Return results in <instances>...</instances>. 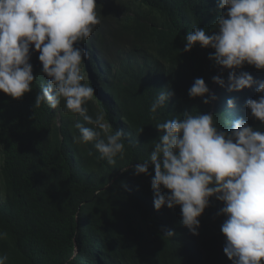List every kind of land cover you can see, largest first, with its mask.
<instances>
[{"label": "trees", "instance_id": "trees-1", "mask_svg": "<svg viewBox=\"0 0 264 264\" xmlns=\"http://www.w3.org/2000/svg\"><path fill=\"white\" fill-rule=\"evenodd\" d=\"M217 3L97 0L100 23L78 44L89 53L83 83L95 89L86 104L89 115L103 112L110 132L126 133L123 158L112 165L94 142L78 141L74 125L83 121L64 101L55 109L35 106L47 77L39 54L31 53L32 91L18 100L0 92V256H7L6 264H231L223 251L226 217L217 215L221 202L210 199L194 236L181 224L179 206L155 210L151 177L133 171L158 139L155 125L185 110L221 115V127L244 118L264 131L245 107L247 99H258L254 88L230 93L214 84L212 77L220 75L208 59L214 50L197 44L183 52L193 28L214 30ZM240 71L264 80V71L253 66ZM196 78L204 79L216 101L204 105L189 97ZM169 86L175 95L154 117L156 90ZM163 229L175 235L166 237Z\"/></svg>", "mask_w": 264, "mask_h": 264}, {"label": "clouds", "instance_id": "clouds-1", "mask_svg": "<svg viewBox=\"0 0 264 264\" xmlns=\"http://www.w3.org/2000/svg\"><path fill=\"white\" fill-rule=\"evenodd\" d=\"M97 7V0H0V92L18 100L32 91L36 77L30 59L35 51L47 77L35 106L47 103L55 109L64 101L66 110L83 121L74 125L78 141L94 142L100 157L112 165L117 156L123 158L126 133L110 132L103 112L89 115L86 104L95 89L83 83L82 64L89 53L78 44L100 23ZM217 9L214 30L193 28L184 37L183 52L197 44L214 50L208 59L220 75L212 82L230 93L254 88L258 99H247L245 107L250 118L264 125V80L245 71L237 74L245 65L264 71V0H218ZM156 93L150 105L154 117L175 95L170 86ZM188 95L201 98L204 105L217 100L203 78L194 80ZM227 107H235L233 99L227 100ZM218 116L185 110L157 123L158 139L150 143L148 159L133 171L151 177L155 210L179 206L180 222L194 236L199 235V218L210 199L221 202L217 215L226 217L221 232L228 260L264 264V131L244 118L221 127ZM162 231L166 237L175 235L170 229ZM6 260L0 256V264Z\"/></svg>", "mask_w": 264, "mask_h": 264}, {"label": "rangeland", "instance_id": "rangeland-1", "mask_svg": "<svg viewBox=\"0 0 264 264\" xmlns=\"http://www.w3.org/2000/svg\"><path fill=\"white\" fill-rule=\"evenodd\" d=\"M233 114H234V112H233Z\"/></svg>", "mask_w": 264, "mask_h": 264}]
</instances>
